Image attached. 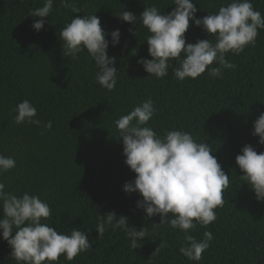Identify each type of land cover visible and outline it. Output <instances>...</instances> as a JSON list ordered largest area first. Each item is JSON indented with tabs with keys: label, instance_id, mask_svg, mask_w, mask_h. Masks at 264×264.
Wrapping results in <instances>:
<instances>
[{
	"label": "trees",
	"instance_id": "16d2710c",
	"mask_svg": "<svg viewBox=\"0 0 264 264\" xmlns=\"http://www.w3.org/2000/svg\"><path fill=\"white\" fill-rule=\"evenodd\" d=\"M193 2L195 17L202 18L230 0ZM43 3L0 0V154L16 161L15 168L0 174V182L5 191L28 192L47 202L52 215L44 222L58 232L70 234L74 227L90 232L87 251L71 261L61 255L56 264H264V201L256 200L235 164L246 144L257 153L264 151L252 135L254 120L264 112V29L259 30L255 46H246L239 55L226 54L237 67L224 69L221 78L211 77L206 69L197 78L178 80L173 60L168 75L157 79L137 63L152 59L145 41L150 33L142 24L123 22L118 15L127 10L139 17L150 6L167 14L175 7L172 0H68L67 7L54 0L49 17H30V11ZM252 3L264 15V0ZM73 5L81 12L72 13ZM93 13L107 33L120 31L114 47L110 35L105 37L107 54L115 57L117 67L112 91L96 82L94 61L87 51L78 59L64 57L58 37L71 18ZM38 19L45 21L39 32L32 28ZM184 35L186 43L207 38L215 42L214 36L191 22ZM216 66L214 62L209 68ZM149 97L157 113L148 126L161 136L182 130L197 142L209 143L229 175L224 205L215 210L217 219L207 226L197 224L191 232L197 239L205 231L213 236L200 261L179 252L184 235L179 229L160 223L159 215L147 218L136 207L140 195L122 190L135 174L124 163L114 121ZM23 100L36 108L40 125L15 123L14 109ZM49 121L52 127L47 129ZM110 211L127 216L131 227H146L140 248H130L122 229L109 227L97 236L99 215ZM10 253L0 238V264H17Z\"/></svg>",
	"mask_w": 264,
	"mask_h": 264
},
{
	"label": "clouds",
	"instance_id": "9594fccd",
	"mask_svg": "<svg viewBox=\"0 0 264 264\" xmlns=\"http://www.w3.org/2000/svg\"><path fill=\"white\" fill-rule=\"evenodd\" d=\"M61 3L69 6L68 0ZM53 4L54 0H44L43 6L31 10L29 16L49 17ZM171 4L175 7L167 14L150 6L139 17L127 10L118 15L123 22L142 24L150 33L145 41L152 59L141 58L137 63L157 79L168 75L173 60L177 66L172 71L178 80L197 78L206 69L211 77L221 78L224 69L237 67L226 59V54L239 55L246 46H255L259 30L264 29V15L254 9L252 0H230L217 12L202 18L195 17L197 8L193 0H172ZM71 11L81 12L74 5ZM190 22L208 36H214L215 42L207 38L186 43L184 34ZM44 23L43 19L35 20L32 28L39 32ZM107 35L113 47L119 43V29L107 33L93 13L71 18L58 37L64 57L78 59V54L86 50L94 61L96 82L112 91L117 84V67L115 57L107 54ZM214 62L218 66L209 68ZM14 111L16 124L41 123L29 100L18 103ZM156 113L154 101L149 97L114 121L122 139L124 163L135 174L122 190L140 195L142 199L136 202V207L142 208L147 218L159 215L160 223L179 229L184 234L179 252L191 261H200L213 236L205 231L203 238L197 239L191 232L197 224L207 226L217 219L215 210L224 205L223 193L229 187V175L212 154L209 143L197 142L182 130L158 135L148 126ZM45 127L50 129L52 122H47ZM252 129V135L258 137L257 143L264 145V112L254 120ZM235 164L243 173L240 179L251 188L256 200L264 201V151L257 153L246 144L235 157ZM15 167L13 157L0 154V174ZM0 212V238L11 248L10 255L17 264H56L61 255L71 261L91 247L86 234L89 231L74 227L70 234L58 232L44 222L52 215L47 202L28 192L16 195L5 191L3 182H0ZM109 227L124 230L132 250L140 248L138 241L147 237L146 227H131L127 216L114 211L99 215L97 236L102 237Z\"/></svg>",
	"mask_w": 264,
	"mask_h": 264
}]
</instances>
